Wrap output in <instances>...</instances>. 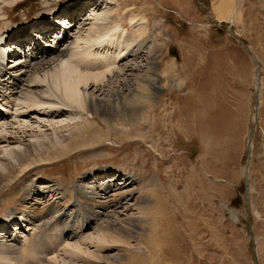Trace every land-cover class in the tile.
Wrapping results in <instances>:
<instances>
[{
  "label": "rangeland",
  "instance_id": "rangeland-1",
  "mask_svg": "<svg viewBox=\"0 0 264 264\" xmlns=\"http://www.w3.org/2000/svg\"><path fill=\"white\" fill-rule=\"evenodd\" d=\"M6 1L0 2V32L25 38L30 31L23 25L42 24L39 14L46 1L45 21L55 9L82 3L86 17L96 5V0ZM50 1L58 3L56 8L49 9ZM116 2L123 7L115 17L123 32H137L129 13L147 28L144 58H156L161 86L152 108L132 119L122 113L108 124L76 109L51 117L34 112L16 116L9 110L8 123L0 128L27 133L0 144V156L11 163L10 172L0 170V224L22 195L17 185L8 187L13 179L64 187L69 200L76 182L90 183L95 176L119 183L110 196L96 199L109 212L99 224L113 215L126 219L123 225L132 232L120 231L122 237L112 232L99 248L83 240L81 247L101 256L81 262L76 257L73 264H264V0ZM73 15L77 21V10ZM24 144L31 156L18 165L7 152L22 153ZM46 207L36 210L43 214ZM79 219L77 226L84 220ZM59 226L9 230V237L17 234L21 241L17 251L6 253L10 264L41 254L69 257L65 241L55 240ZM96 228L92 225L83 235L96 234ZM44 249L48 255L41 253Z\"/></svg>",
  "mask_w": 264,
  "mask_h": 264
},
{
  "label": "bare ground",
  "instance_id": "bare-ground-1",
  "mask_svg": "<svg viewBox=\"0 0 264 264\" xmlns=\"http://www.w3.org/2000/svg\"><path fill=\"white\" fill-rule=\"evenodd\" d=\"M2 1L7 2L0 0V2ZM107 1L111 0H96V5L91 7L93 8L91 14L86 17L82 13L84 3L69 10L63 8L55 9L54 12L51 10L50 13L57 16L53 17L55 18L53 21L51 18V22L45 24L47 18L43 10L47 9L48 1H46L42 5L46 8H43L39 14L45 29L25 23L23 29L30 31V38L15 37L17 34L13 35V33L9 35L7 30L0 32V127L8 123L5 119L7 116H11L8 114L9 110L10 112L13 111L16 116L24 115L26 112H34L51 117L60 116L62 112L66 113L76 109L81 114L90 112L94 118H102L108 124L111 119L115 120L118 118L117 115L122 113L127 119H132L139 112L148 111L147 109L152 108V99L161 86L156 80L160 76L156 73L157 67L153 61L156 58L151 56V61H147L148 56L144 58V54L147 52L144 51L148 42V35L144 36L147 28L141 18H136L137 16L129 13L127 18L132 22L131 24H136L137 32H123L122 25L115 21V17H119L117 10H122L123 7L119 6L116 0L115 4L112 5L108 4ZM51 2H49V9L56 8L58 3L55 5ZM8 3L17 4L16 0H10ZM105 4L108 6H103ZM2 10L4 12V9ZM75 10H77V16L79 14L77 21L73 15ZM67 18L70 19V24L64 26L65 29L59 26L61 23H58L57 26L58 19L65 23ZM9 19V17L6 18L7 21ZM9 22L12 23V21ZM37 22L36 20L33 23L36 24ZM74 29H76V35L72 36ZM49 32L53 33L50 39ZM7 36L13 39L9 41ZM4 40L5 50H3V43H1ZM12 43L22 44L19 49H16ZM6 52L8 58L5 62L4 55L7 54ZM170 66L174 67V64L171 62ZM8 127L0 128V144L8 145L18 140V133H27V129L18 130V128L14 130V133H11L8 131ZM7 153L9 156L16 157V164L18 165H21L26 156H31L29 144H24L22 153L15 149H8ZM5 159V155L0 156V170L4 168L10 172L11 163ZM125 176L127 175H124L126 179ZM93 178L94 180L90 183L84 180L81 183L76 182L73 186L74 196H71L69 200L66 198L64 187L39 186L32 180L27 182L24 180V183H19L15 179L12 182L8 181L7 183L10 182L8 187L14 186L15 188L17 185V190L21 191L22 195L15 206L5 213L0 224V264H10V257L6 253L17 251V246L21 242L17 234L9 237L8 231L11 230L13 233L16 230L27 231L29 230L28 225L31 226V229L60 225L59 234L57 238L55 236V240L58 243L65 241L64 251L70 256L67 258L56 256L44 258L41 254L33 261L30 258L24 260L23 264H36L35 260L40 263L45 261V264H70L69 262L73 264V259L76 261V257L80 258L81 262L87 256L91 255L90 258L92 256L94 258L98 255L96 253L97 255L94 256L81 247L83 240L84 243L85 241L95 242V247H97L102 243H107L106 240L112 232L118 237H122L120 231L131 233L132 229L123 225L126 219L125 221L120 219V221L119 218L115 219L113 215L110 219L105 218V225L99 224V220L109 212L96 199L110 196L111 192L119 189L117 186L119 183L114 184L112 179L105 181V179H95V176H92ZM127 183L131 184L129 181ZM54 190H60L59 195L56 194V191L52 194ZM60 199H64L61 205L58 201ZM41 204L47 205L43 214H40L42 210L40 212L36 210ZM116 205H112V207ZM96 207L102 208V210L99 211ZM79 218L84 220L82 219V224L78 222L80 225L77 226ZM11 221L14 223L7 231V224ZM92 225H97L96 234L83 235ZM63 233L67 238L63 236ZM76 234L78 236H74ZM72 236L78 238L74 242H70L74 238ZM117 236L115 237L117 238ZM7 238L10 240L7 241ZM48 238L49 236L47 240ZM62 238L64 239L61 240ZM23 240L25 243L26 238ZM53 240L51 241L53 242ZM53 246L48 245L47 249H53ZM42 252L47 254L45 249ZM49 252L51 251L49 250ZM116 262L115 260V264Z\"/></svg>",
  "mask_w": 264,
  "mask_h": 264
},
{
  "label": "water",
  "instance_id": "water-1",
  "mask_svg": "<svg viewBox=\"0 0 264 264\" xmlns=\"http://www.w3.org/2000/svg\"><path fill=\"white\" fill-rule=\"evenodd\" d=\"M256 121V120H255ZM255 126V125H254ZM253 135V131H251V134H250V136H252Z\"/></svg>",
  "mask_w": 264,
  "mask_h": 264
}]
</instances>
